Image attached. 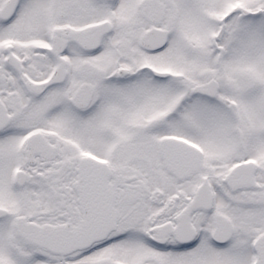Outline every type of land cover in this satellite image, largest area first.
Returning <instances> with one entry per match:
<instances>
[{"label": "snow or ice", "instance_id": "snow-or-ice-1", "mask_svg": "<svg viewBox=\"0 0 264 264\" xmlns=\"http://www.w3.org/2000/svg\"><path fill=\"white\" fill-rule=\"evenodd\" d=\"M0 264H264V0H0Z\"/></svg>", "mask_w": 264, "mask_h": 264}]
</instances>
